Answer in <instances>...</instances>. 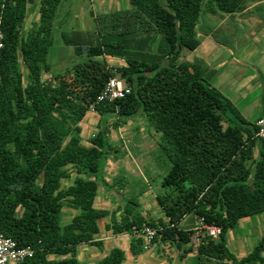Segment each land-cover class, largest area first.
Segmentation results:
<instances>
[{"label":"trees","instance_id":"obj_1","mask_svg":"<svg viewBox=\"0 0 264 264\" xmlns=\"http://www.w3.org/2000/svg\"><path fill=\"white\" fill-rule=\"evenodd\" d=\"M34 1L0 0V233L34 250L19 264H88L78 259V248L102 253V231L129 236V252L139 257L144 242L134 231L143 225L162 228L151 244L181 249L193 236L178 228L188 215L219 229L216 239H199L196 264H264V237L242 258L226 242L240 220L264 213V142L204 78L203 63L182 60L184 50L201 44L196 26L203 9L232 15L250 0H127L130 9L96 18L94 37L61 34L83 60L49 80L43 76L50 73L53 19L62 0H39L38 22L22 36ZM106 58L124 65L108 67ZM114 77L130 93L97 101ZM90 111L99 117V130L85 146L80 123ZM138 115L160 134L158 148L170 164L161 182L164 193L156 196L165 221L136 211L135 199L119 217L95 207L98 184L108 191L127 185L123 172L111 184L105 180L109 128ZM64 208L77 214L62 226ZM125 261V252L114 246L90 264Z\"/></svg>","mask_w":264,"mask_h":264},{"label":"rangeland","instance_id":"obj_2","mask_svg":"<svg viewBox=\"0 0 264 264\" xmlns=\"http://www.w3.org/2000/svg\"><path fill=\"white\" fill-rule=\"evenodd\" d=\"M130 8L127 0H62L53 19L52 47L47 57L50 73L44 75L43 79L49 80L53 75L64 73L74 64L83 60L75 56L73 46L64 44L61 38L62 33L70 35L73 32H79L84 36L94 37L97 17ZM262 16H264V2L256 0H250L244 11L232 15L223 13L213 15L203 9L196 26L201 44L193 52L186 50L182 52V60L190 63L195 61L203 63L205 72L207 70L204 78L225 98L229 99L235 108L236 94H234L235 97H232L230 92L233 93L232 86H236V72L241 73L242 76L244 74L248 77L254 75L259 81H264V66H262L264 56L263 59H260L259 54L264 46L262 42L264 35L261 32L262 25L264 26ZM38 17L39 0H35L27 8L21 28L22 36L37 24ZM207 31L210 34L205 36ZM105 62L111 68L124 65L122 59L106 58ZM246 64L248 65L246 66ZM256 68L259 72L255 70ZM21 71L25 76L26 71L23 66ZM258 80L254 90L241 89V93L237 90V99L243 101L246 99L247 103L252 100L257 103L259 101V106L262 90ZM244 103L245 101L240 106L242 115L248 123L253 124L260 111L254 112L250 107H243ZM93 115L92 111L88 112L80 123L81 138L85 146L88 145L89 137L99 130V117ZM226 125L224 122L223 127L225 128ZM108 139L112 150L104 169L105 180L111 184L112 179L123 172L127 179V185L122 190L115 186L108 191L98 184L95 207L107 209L119 217L126 203L135 199L138 204L136 211H140L149 219L165 221L156 196L164 193L161 182L167 174L170 164L165 154L158 148L160 134L154 131L145 117L138 115L120 125L118 129L109 128ZM254 155H256V151ZM69 181L71 180L63 181L62 186H67ZM75 214L77 211L64 208L60 224L62 226L68 224L70 218ZM109 219L107 218L105 222L108 223ZM178 228L193 231L190 243L181 249L173 244L158 241L149 246L143 245L144 252L141 256L132 257L129 254V236L115 237L109 232L102 231L97 237L104 244L103 252L100 253L96 248L80 246L78 248L79 257H81L79 260L88 264L93 263L101 258L108 249L115 246L126 251L127 258L124 264H196L194 256L199 239L204 235V230L200 228L198 219L192 215L186 216L178 224ZM196 228L198 229L196 230ZM262 237H264V213L240 220L237 226L228 233L226 242L228 249L236 257L242 258L252 251ZM185 250H191V253L185 255L183 252Z\"/></svg>","mask_w":264,"mask_h":264},{"label":"built area","instance_id":"obj_3","mask_svg":"<svg viewBox=\"0 0 264 264\" xmlns=\"http://www.w3.org/2000/svg\"><path fill=\"white\" fill-rule=\"evenodd\" d=\"M129 93V85L123 79L114 77L106 83L100 95L97 97V101L114 102L116 100L123 99ZM255 127L256 132L254 138L258 141L264 142V117L257 120ZM198 224L200 225V228L204 230L203 237H212L213 239L217 238L219 234L218 228L205 226L201 219H198ZM197 229L198 228H196V230ZM158 230H162V228L155 229L143 225L140 232L134 231V233L143 239L144 246H149ZM33 253L34 250L31 247H18L13 240L6 238L0 233V264H19L26 258H30Z\"/></svg>","mask_w":264,"mask_h":264},{"label":"crops","instance_id":"obj_4","mask_svg":"<svg viewBox=\"0 0 264 264\" xmlns=\"http://www.w3.org/2000/svg\"><path fill=\"white\" fill-rule=\"evenodd\" d=\"M262 2H264V1H262ZM263 17V19L262 20H264V16H262ZM261 32L263 33V35H264V26L262 25V28H261ZM263 43H264V40L262 41ZM250 44H251V42H250ZM259 54H260V59H263V56H264V46H262V48H261V50H260V52H259ZM248 64H246V66H247ZM262 66H264V62H263V64H262ZM250 70V69H249ZM255 70H258L257 68L255 69ZM244 71H247L246 69H244ZM206 72H207V70H206ZM214 72V71H213ZM258 72H259V70H258ZM215 73V72H214ZM243 73V72H242ZM216 74V73H215ZM212 77V76H211ZM235 77H236V86L234 85V86H232V89L234 90V92L232 93V92H230V95H232V97H235V95L234 94H236V109L239 111V113L241 114V116L245 119V117L242 115L243 113H242V108H240V106H241V104L245 101V103H244V106L243 107H246V108H248V107H250V109H252V110H254V112L255 111H260V114L257 116V119L255 120V122L253 123L254 125H255V123H256V121L258 120V119H260V118H262V117H264V81H259L256 77H254V75L253 76H246V74H244V76H242L241 75V73H237L236 72V75H235ZM257 80L260 82V84H261V90H262V94H261V96H262V98H261V103H260V105L258 106V103H259V101H258V103L254 100H252V101H250V103L248 102H246L247 100L245 99L244 101L243 100H239V99H237V90H239L240 91V93L242 92V90H245V91H247L248 89H252V90H254L255 89V86H256V82H257ZM242 89V90H241ZM232 99V98H231ZM229 100V99H228ZM232 103V102H231ZM245 108V109H246ZM241 111H240V110ZM249 109V110H250ZM93 116H96V115H93ZM246 120V119H245ZM246 122H248L247 120H246ZM107 210V209H106ZM195 223V222H194ZM125 252V254H126V251H124ZM129 254H130V252H129ZM126 256V258H127V255H125ZM79 258H81V257H79V253H78V259ZM82 258H84V259H87L86 257H82Z\"/></svg>","mask_w":264,"mask_h":264}]
</instances>
